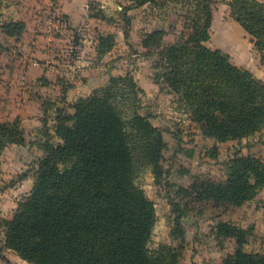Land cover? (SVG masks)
Wrapping results in <instances>:
<instances>
[{"label": "trees", "instance_id": "16d2710c", "mask_svg": "<svg viewBox=\"0 0 264 264\" xmlns=\"http://www.w3.org/2000/svg\"><path fill=\"white\" fill-rule=\"evenodd\" d=\"M128 1L119 10L126 26L131 8L181 4L186 9L183 31L175 41L162 43L166 31L155 28L141 45L158 48L162 71L154 81L166 83L202 135L225 142L264 128V80L206 44L213 0ZM227 4L229 15L250 36L264 65V2L227 0ZM88 14L110 20L97 3H89ZM0 26L16 38L24 31L22 21H3ZM114 42L113 34H100L98 55ZM144 96L127 70L77 98L72 112L57 111L54 134L41 142L45 154L38 160L29 193L17 203L11 218L0 215L6 248L32 264L178 263L179 248L165 244L148 248L156 213L153 201L136 182V165L149 167L155 179L160 178L166 142L150 114L142 112ZM23 140L18 119L0 121V163L5 148ZM263 187L264 158L236 154L226 163L224 181L202 180L184 190L195 199L213 200L216 206L238 207ZM184 212L175 215L171 232L182 241ZM213 229L216 239L233 238L236 243L222 264H264V255L243 248L247 229L230 221H219Z\"/></svg>", "mask_w": 264, "mask_h": 264}, {"label": "rangeland", "instance_id": "374dc122", "mask_svg": "<svg viewBox=\"0 0 264 264\" xmlns=\"http://www.w3.org/2000/svg\"><path fill=\"white\" fill-rule=\"evenodd\" d=\"M115 2L121 3L119 0ZM214 9L219 21L210 30V38L206 44L211 48L220 47L230 60L242 63L239 52L246 50L248 53L251 50L249 36L241 32L236 22L224 17V0H213ZM185 13L186 9L181 4H170L166 8L146 6L131 12L129 25L123 23L122 30H119L124 39L116 54L120 53V57L126 59L121 70H131L138 84L144 89L142 112L150 114V121L162 131L166 142L160 160L163 169L160 178L155 179L149 167L136 165V182L153 201L156 213L148 248L155 250L162 244L179 248L181 254L177 264H222L223 259L234 252L236 243L233 238L216 239L213 228L219 221H230L249 232L244 250L264 255L263 195L259 196L257 193L244 208H237L223 203L216 206L213 200L195 199L192 192L187 194L184 190H191L194 183L199 184L202 180L224 181L226 163L236 154L264 155V133L255 138L228 144H217L204 137L198 126L189 121L183 106L177 103V96L169 90L166 83L154 81L155 74L162 71L157 55L158 48L154 44L146 48L138 45L155 28L166 31L162 43H166L164 39L175 41L183 31ZM223 25L229 29L231 38L219 29ZM86 45L88 48L89 41ZM86 50L88 52L85 56L90 53V49ZM25 132L26 134L23 131L25 136L23 135L22 143L10 145L3 151V162H7L15 172L14 176L6 180L0 177V189L14 187L20 180L19 176L23 174L29 175L31 180L37 173L38 160L45 152L41 147L39 149L31 144L34 136L28 137L29 131L25 129ZM24 197H19V201ZM1 200L5 204L0 198ZM3 209L10 213V204L6 203V209ZM181 210L185 211L180 218L183 241L175 233H171L174 217ZM19 264L32 263L21 261Z\"/></svg>", "mask_w": 264, "mask_h": 264}, {"label": "crops", "instance_id": "0c3cea01", "mask_svg": "<svg viewBox=\"0 0 264 264\" xmlns=\"http://www.w3.org/2000/svg\"><path fill=\"white\" fill-rule=\"evenodd\" d=\"M115 1L0 0V24L10 20L24 22V31L19 38L8 36L0 26V121L11 122L18 119L24 133L26 134V129L29 131L28 137L34 136L31 144L39 149L42 139L54 134L53 127L58 110L72 112V103L77 98L104 85L110 76L123 75L127 71V68L121 70L122 63L126 59L120 57V53L117 55L116 51L122 46L121 41L124 39L119 32L123 25L119 10L122 5L130 2L119 0L121 1L119 4ZM260 1L264 2V0ZM90 2L99 4L104 13L112 16L110 20L90 16L88 14ZM140 8H146V5L131 8L127 14L131 16V12ZM223 12L224 17L232 19L226 0H224ZM57 14H61L65 21L57 20ZM218 21L219 16L214 9L210 30ZM219 29L224 35L232 37L226 26L223 25ZM240 29L249 36L241 27ZM107 33L113 34L114 45L98 55L96 51L98 36ZM87 41L90 43L88 48ZM164 42L171 43L172 40L164 39ZM249 43L251 44L249 56L247 57L246 50H242V53L239 52L242 63L231 61L264 80V65L252 42ZM138 46L144 48L141 42ZM86 49H90L87 56L84 55L88 52ZM72 51L73 55H71ZM262 133L264 128L249 137L225 142H216L213 138L203 136L217 144H228L246 138H255ZM10 145L17 144L11 143L5 149ZM0 170V177L5 180L14 176L15 171L7 165V162H3L2 156ZM33 181L34 177L29 180V175H25L14 187L0 189V198L5 201V204L0 201V215L3 218L12 217L20 200L19 197L28 194ZM258 195L264 197V187L258 191ZM6 203L10 204V213L4 212ZM247 203L249 201L237 208H244ZM21 261L25 260L5 247L4 233L0 228V264H19Z\"/></svg>", "mask_w": 264, "mask_h": 264}, {"label": "built area", "instance_id": "2783aa9c", "mask_svg": "<svg viewBox=\"0 0 264 264\" xmlns=\"http://www.w3.org/2000/svg\"><path fill=\"white\" fill-rule=\"evenodd\" d=\"M56 19H57V20L60 19L61 21H64V18L62 17L61 14H57V15H56Z\"/></svg>", "mask_w": 264, "mask_h": 264}]
</instances>
